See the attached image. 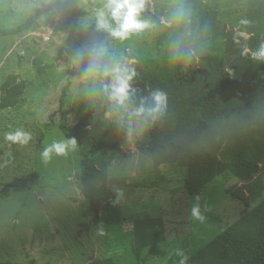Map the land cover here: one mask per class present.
<instances>
[{"label": "rangeland", "instance_id": "rangeland-1", "mask_svg": "<svg viewBox=\"0 0 264 264\" xmlns=\"http://www.w3.org/2000/svg\"><path fill=\"white\" fill-rule=\"evenodd\" d=\"M201 1L208 18L206 33L211 51L230 32L244 29L246 24L241 21H246L248 3L260 0ZM44 3L53 10L31 29L0 38V262L90 264L110 257L115 264H179L181 257L176 250L180 249L188 257L186 264H241L235 255L220 251L210 242L223 228L252 214L264 201V189L248 204L230 194L231 189L252 178H261L264 186V118L257 116L255 127L260 130L254 134L256 143L244 155H240L242 147L234 134L212 146L214 179L197 194L205 216L201 222L191 217L197 195H189L183 188L188 169L158 164L149 150L147 121L131 115L137 107L134 101L124 109L109 100L105 119L123 128L121 149L108 154V169L98 180L85 185L86 193H91L89 198L97 202V210L111 203L108 198L115 200V189L124 190L118 205L125 219H121L120 230H109L94 218L77 175L81 160L99 154L77 139L87 114L101 99V89L93 91L94 85L101 84V76L93 80L84 71L89 62L87 50L103 44L109 55L115 52L123 61L126 57L130 62L160 60L159 41L165 42L169 34L162 25L169 28L170 24L154 13L150 0L152 7L146 14L152 13L157 29L121 41L95 30L93 11L84 17L60 12L62 7L86 10L88 0H0V26H14ZM80 49L85 50L83 59L77 56ZM20 81L25 89L16 104L3 107V96ZM246 113H233L225 123L240 124ZM17 129L31 133L29 144L21 146L4 139L5 133ZM66 137H77V149L65 157L54 156L47 164L42 162V147ZM131 203H142L140 209L151 212L154 220L160 212L167 214L169 223L158 219L164 233L160 242L148 247L136 242L139 231L133 229ZM109 209L114 215V208Z\"/></svg>", "mask_w": 264, "mask_h": 264}, {"label": "trees", "instance_id": "trees-1", "mask_svg": "<svg viewBox=\"0 0 264 264\" xmlns=\"http://www.w3.org/2000/svg\"><path fill=\"white\" fill-rule=\"evenodd\" d=\"M152 1L154 13L164 19L175 5L182 3L192 10V23L188 26L170 25L169 28L162 25L169 30V34L165 42L159 41L160 60L144 58L134 62L139 75L133 82V87L138 89L133 101L139 107L141 98L148 97L152 90L160 88L167 92L166 109L155 119L148 117L146 120L149 127V150L158 164L165 162L186 167L188 170L184 188L189 195H195L214 179L212 171L215 159L212 146L215 142L218 144V139L222 143L234 134L237 144L242 147L241 156L249 150L252 143H256L254 134L260 129L255 127V122L258 115L264 118V61L253 60L250 53L247 56L241 53L244 48L256 50L260 42L264 41V0L248 3L245 18L248 23L244 29L238 33L230 32L211 51L208 50L209 36L205 30L208 18L201 0H175L172 5L169 4L171 0ZM88 3L86 10L62 7L60 12L84 17L101 4L96 0H88ZM52 10L49 4L44 3L14 26H0V38L31 29L36 21ZM148 14L152 16V13ZM174 42L181 49L194 48L200 53L199 59L193 56V62L188 65L182 61L170 64ZM202 48L206 49L203 53ZM123 62L132 64L129 57ZM101 82L107 83L108 79L101 75ZM24 89L23 81L15 83L3 96V107L14 106ZM108 101L109 98L101 89V99L93 112L87 114L85 127L79 131L81 141L76 137L80 145L99 151L93 158L81 160L77 175L81 192L88 200L94 218L98 224L113 231V228L120 230L121 219H125L121 206L113 204L110 197L108 200L111 203L97 210V202L89 198L91 193L88 190V195L85 189L86 184L98 180L100 174L108 169L107 155L121 149L124 130L119 124L105 119ZM243 110L247 112L246 119L242 115L244 119H241L240 124L229 126L225 123L226 118L233 113L241 116ZM263 189L261 178H252L248 183L231 189L230 194L248 204L257 200ZM109 206L114 208V215ZM247 214L226 227L210 243L222 252L235 255L241 264H264V201L256 206L252 214ZM128 219L131 222V217ZM156 219L150 216L132 219L133 229L139 231L136 232L135 240L137 243L144 242L143 247L164 238L162 225L159 218ZM90 264L115 262L107 257L93 260Z\"/></svg>", "mask_w": 264, "mask_h": 264}, {"label": "clouds", "instance_id": "clouds-1", "mask_svg": "<svg viewBox=\"0 0 264 264\" xmlns=\"http://www.w3.org/2000/svg\"><path fill=\"white\" fill-rule=\"evenodd\" d=\"M152 5L150 0H102V3L95 7L93 15L95 18V30L110 35L121 41L129 40L133 36L157 29L158 25L147 15V10ZM165 21L170 25L188 26L192 23V10L182 3L175 5L165 17ZM86 23V22H85ZM247 24V21H241ZM207 30V26L206 29ZM239 43V41H237ZM206 49H201V53ZM251 55L253 60L264 61V41H261L256 50L244 48L242 55ZM89 62L84 71L86 77L96 80L101 75L108 79L107 83L101 82L94 85L93 91L102 89L109 100L118 108L127 109L133 103V97L138 89L133 87L135 78L139 75L134 61L132 64L124 63L122 58H118L113 52L109 55V49L103 44H94L87 50ZM85 50L77 51V56L83 59ZM200 53L194 48L181 49L177 43H173L169 63L175 65L182 61L185 65L193 62V56L199 59ZM168 94L160 88H156L149 93L148 97L141 98L139 107L132 110L131 115L148 117L155 119L167 107ZM6 141L19 144L21 146L29 144L32 139L30 132L23 129L7 132L4 134ZM78 142L75 137L53 141L51 144L42 147L40 157L42 162L49 163L54 156H67L69 152L77 149ZM116 198L113 204H118L124 197L123 189H115ZM205 210H207L205 206ZM191 217L203 222L205 216L201 211L200 196L195 197V203L191 208ZM176 255L180 256L179 264H186L188 257L180 249L176 250Z\"/></svg>", "mask_w": 264, "mask_h": 264}, {"label": "crops", "instance_id": "crops-1", "mask_svg": "<svg viewBox=\"0 0 264 264\" xmlns=\"http://www.w3.org/2000/svg\"><path fill=\"white\" fill-rule=\"evenodd\" d=\"M211 182V181H210ZM184 188V187H183ZM185 189V188H184ZM182 190V189H181ZM186 191V190H185ZM202 191V190H201ZM187 192V191H186ZM195 195H197V194H195ZM84 196V195H83ZM84 199H85V201L87 200L86 199V197L84 196ZM88 201V200H87ZM143 204L142 203H139L138 205L136 204V206H134V204L133 203H131V211L133 212V215H132V217H138V216H141V217H146V216H150V217H153V216H151V212H147L146 210H144V209H140V206H142ZM166 211V213H167V210H165ZM178 214H180V212L177 210L176 211ZM177 213H176V217H177ZM165 213H164V211L163 212H160V213H158V216L156 217V218H163V221H164V223L166 224V221L169 223V218L167 217V214H165V218H164V215ZM173 217H175L174 216V214H173ZM173 219H175V218H173ZM176 219H178V218H176ZM174 226H176V225H174ZM230 226V225H229ZM228 227V226H227ZM226 228V227H225ZM225 228H223V230L225 229ZM166 229H167V226H166ZM222 230V231H223ZM112 231V230H111ZM113 231H115V229H113ZM221 231V232H222ZM220 232V233H221ZM219 233V234H220ZM218 234V235H219ZM59 253V252H58ZM57 253V254H58ZM57 254H55V255H57ZM54 255V256H55ZM53 256V257H54ZM63 256L65 257V255L63 254ZM65 259H67L66 257H65ZM113 261H114V259H113ZM115 262V261H114ZM67 263V262H66Z\"/></svg>", "mask_w": 264, "mask_h": 264}]
</instances>
